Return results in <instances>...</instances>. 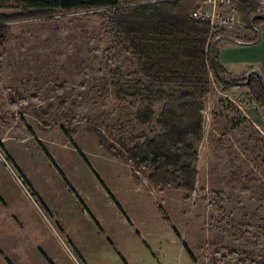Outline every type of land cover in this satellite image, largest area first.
<instances>
[{"label":"rangeland","instance_id":"rangeland-1","mask_svg":"<svg viewBox=\"0 0 264 264\" xmlns=\"http://www.w3.org/2000/svg\"><path fill=\"white\" fill-rule=\"evenodd\" d=\"M104 11L5 23L0 264H124L122 259L127 264H264V127L258 114L250 113L252 106L262 107L246 86L225 89L213 79L204 98V138L193 142L199 155L196 192L156 189L149 182L152 169L130 163L127 150L141 135L152 138L163 131L155 120L149 126L137 123L145 103L115 99L111 71L130 75L138 69L128 54L108 55L113 38ZM20 13L15 7L0 9V17ZM256 29L259 42L242 46L234 40L235 45L224 42L218 48L226 51L225 61H235L234 71L250 68L246 75L257 71L263 77L264 21ZM56 85L64 87L62 94ZM21 100L26 104L19 105ZM155 112L158 117L161 108ZM79 151L126 217L101 186L86 182V201L95 203L99 225L81 220L66 226L69 211L77 215L73 207L66 210L64 193L78 195L68 179L85 182L93 175Z\"/></svg>","mask_w":264,"mask_h":264},{"label":"trees","instance_id":"trees-1","mask_svg":"<svg viewBox=\"0 0 264 264\" xmlns=\"http://www.w3.org/2000/svg\"><path fill=\"white\" fill-rule=\"evenodd\" d=\"M234 1L246 29L214 34L209 24L191 19L197 0H0V9L15 7L21 11L14 17H0V39L7 34L5 23L9 21L104 9L101 17L113 38L108 55L119 59L121 54H128L138 69L130 75L119 68L111 71L115 99L120 103H145L136 114L137 123L149 126L155 120L163 131L152 138L138 137L139 141L127 150V159L139 169H152L149 182L156 189L175 187L194 194L198 176L194 165L199 155L193 142L204 138V98L212 90L213 79L225 89L246 86L250 99L264 108V90L258 78L246 84L247 75L235 78L219 62L217 44L223 37L241 44L256 43L257 25L264 21V16L257 15L253 0ZM55 91L62 94L64 87L56 85ZM23 104L26 102L21 100L19 105ZM156 108H161L158 117ZM79 154L126 217L85 155L81 151ZM175 158H186L187 163L178 166ZM184 247L191 256L189 248Z\"/></svg>","mask_w":264,"mask_h":264},{"label":"crops","instance_id":"crops-1","mask_svg":"<svg viewBox=\"0 0 264 264\" xmlns=\"http://www.w3.org/2000/svg\"><path fill=\"white\" fill-rule=\"evenodd\" d=\"M240 14V13H239ZM245 32V31H244ZM243 32V33H244ZM261 40V39H260ZM224 42H228L227 44L229 45H235L236 43L233 40L227 39V38H222L218 44H217V50H218V54H219V62L220 64L233 76H235L236 78H242L243 76H245L247 74L248 71H250L251 69H247L245 72L243 71H234L232 68L235 65V61H225V52L226 51H221L220 52V46H222V44ZM259 42V41H258ZM240 44V43H239ZM242 46H244L243 44H241ZM231 47V46H230ZM234 49V48H233ZM238 65V64H237ZM256 109V110H255ZM260 110L264 109H260L257 106H252L251 112L253 114V116H255V114H258L257 116L260 117L259 121V125L264 127V114L260 112ZM256 127H258V123H255ZM259 128V127H258ZM80 155V154H79ZM81 157V156H80ZM82 158V157H81ZM83 160V159H82ZM84 161V160H83ZM85 163V161H84ZM85 165L87 166V164L85 163ZM88 167V166H87ZM93 168V167H92ZM88 169L92 172V170L88 167ZM95 171V170H94ZM96 172V171H95ZM93 173V172H92ZM99 176V175H98ZM100 177V176H99ZM100 179L102 180V178L100 177ZM70 185L74 188L75 191H77V198L76 196H74L73 194L70 193H64V196L67 198V204H68V208H66L67 211L71 210V207H73V209L76 211V215L73 214V212L69 211L68 216L69 218L63 221H66L65 224L66 226L72 227L75 224H77L78 222H83L84 224H88L91 227L93 225V222L97 223L94 215L96 216V214L94 213V206L95 203L92 204V206L87 202L88 201V191H86V189L84 188L85 186H83V184H86V182H90V184L94 185L93 187L98 189L100 186L106 191V189L102 186V184L100 183V181L98 180V178L95 176V174L93 173V175L88 177V180H86L85 182L82 180L77 179L75 176H73L72 178L68 179ZM103 181V180H102ZM103 183L105 184V182L103 181ZM97 186H96V185ZM106 186V184H105ZM107 187V186H106ZM93 188V189H94ZM108 188V187H107ZM109 190V188H108ZM110 191V190H109ZM107 192V191H106ZM111 192V191H110ZM112 193V192H111ZM108 194V193H107ZM109 195V194H108ZM113 195V194H112ZM110 197V196H109ZM113 197L115 198V196L113 195ZM111 198V197H110ZM69 199V200H68ZM116 199V198H115ZM87 200V201H86ZM112 200V199H111ZM113 201V200H112ZM117 201V200H116ZM97 218V217H96ZM98 219V218H97ZM68 221V222H67ZM98 224V223H97ZM99 225V224H98ZM67 232V231H66ZM67 234L74 238L75 236H73L72 233L67 232Z\"/></svg>","mask_w":264,"mask_h":264},{"label":"built area","instance_id":"built-area-1","mask_svg":"<svg viewBox=\"0 0 264 264\" xmlns=\"http://www.w3.org/2000/svg\"><path fill=\"white\" fill-rule=\"evenodd\" d=\"M253 1L256 4L257 15L264 16V0ZM190 17L195 21L209 24L214 34L246 29V23L242 20L234 0H197Z\"/></svg>","mask_w":264,"mask_h":264},{"label":"water","instance_id":"water-1","mask_svg":"<svg viewBox=\"0 0 264 264\" xmlns=\"http://www.w3.org/2000/svg\"><path fill=\"white\" fill-rule=\"evenodd\" d=\"M213 61H215L214 57H213ZM254 76H255L256 78H258V80L260 81V83H261V85H262V87H263V90H264V80H263V77H262V75H261L259 72H257V71H252V72L248 73V75H247V83H246V84H248L249 81L251 80V78L254 77Z\"/></svg>","mask_w":264,"mask_h":264}]
</instances>
